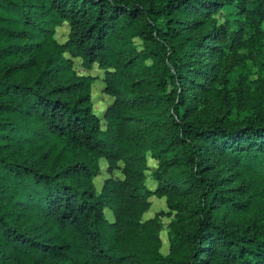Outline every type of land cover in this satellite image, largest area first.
I'll list each match as a JSON object with an SVG mask.
<instances>
[{"label":"trees","instance_id":"trees-1","mask_svg":"<svg viewBox=\"0 0 264 264\" xmlns=\"http://www.w3.org/2000/svg\"><path fill=\"white\" fill-rule=\"evenodd\" d=\"M234 2L261 32L264 0ZM226 6L0 0V264H264V119L219 120L216 72L196 83L200 59L239 48L212 19ZM62 25L64 45L54 39ZM201 25L208 31L186 35ZM65 54L106 72L115 100L101 118L92 79ZM200 96L206 122L195 116ZM146 154L157 162L154 191ZM101 160L109 171L122 164L124 179L97 191ZM152 196L175 213L166 257L158 226L144 234L140 222ZM187 213L193 225L178 224Z\"/></svg>","mask_w":264,"mask_h":264},{"label":"rangeland","instance_id":"rangeland-1","mask_svg":"<svg viewBox=\"0 0 264 264\" xmlns=\"http://www.w3.org/2000/svg\"><path fill=\"white\" fill-rule=\"evenodd\" d=\"M228 1V6L222 8L218 13L212 15L213 21L222 28L226 37L238 38L239 48L236 52L224 50L220 56L214 58L200 59L199 55L195 56L200 59V67H202L205 75L196 79L198 87L205 86L209 83V71L216 72L217 83L214 86L216 93L219 92L218 102L220 109L215 110V114L219 120L225 119L230 123L243 122L250 119H264V27L261 32L257 33L253 29H249L244 20L237 16V2L230 3L234 0H216L217 3ZM191 20L187 21V25ZM241 26V24H244ZM244 27V28H243ZM243 28V30H241ZM205 25H201L193 35L186 33L189 38H194L207 32ZM67 25H62L55 30L54 39L60 45H64L67 41ZM136 50L142 49L140 41H134ZM66 59L72 62V68L78 76H88L92 79L91 101L93 113L101 118L104 111L114 103V98L106 93V72L93 66L86 70L83 68L81 61L78 58H72L69 54H65ZM147 65H150L147 62ZM200 77V76H196ZM206 77V80H205ZM172 88L170 87V90ZM202 96V95H201ZM194 97L192 103L195 106V116L202 122L207 121L208 114L202 104L203 97ZM215 97V94H214ZM195 98L197 100H195ZM218 108V107H217ZM104 123V122H103ZM142 162H140L141 164ZM144 186L149 191H154L156 183L151 177V174L157 169V162L146 154L144 157ZM112 179L114 181H122L123 165L118 164V169L109 171L107 163L103 160L99 161V172L93 178L94 185L97 191H100L105 180ZM149 206L141 218V224H146L143 233L148 234L152 229L149 222H153L154 226H158V242H160L159 253L166 257L169 254V234L170 226L175 217L166 205L165 199H159L155 196L149 198ZM105 217L112 222L111 213L105 211ZM177 220V219H176ZM184 225L192 226L196 217L192 213H187L179 217V222Z\"/></svg>","mask_w":264,"mask_h":264}]
</instances>
